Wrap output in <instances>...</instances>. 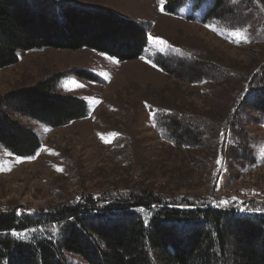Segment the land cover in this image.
Returning <instances> with one entry per match:
<instances>
[{
    "label": "rangeland",
    "instance_id": "1",
    "mask_svg": "<svg viewBox=\"0 0 264 264\" xmlns=\"http://www.w3.org/2000/svg\"><path fill=\"white\" fill-rule=\"evenodd\" d=\"M49 1L114 11L167 44L148 39L138 58L124 61L88 48L19 51L0 68V97L48 80L89 107L58 127L18 118L40 148L27 159L0 146V210L36 214L142 190L264 213V114L254 106L264 95V0H222L219 17L207 20L191 10L193 0H174V13L165 7L173 0ZM241 29L246 42L237 43ZM167 119L187 131L186 141L167 139ZM48 230L57 239V227Z\"/></svg>",
    "mask_w": 264,
    "mask_h": 264
},
{
    "label": "trees",
    "instance_id": "2",
    "mask_svg": "<svg viewBox=\"0 0 264 264\" xmlns=\"http://www.w3.org/2000/svg\"><path fill=\"white\" fill-rule=\"evenodd\" d=\"M206 1H191V10L201 9L205 20L219 17L222 0H212L205 10ZM178 3L165 4L167 12L174 13ZM147 42L144 25L114 11L0 0V68L15 64L19 51L42 48H88L119 61L136 59ZM255 98V108L264 114V95ZM88 113L86 101L59 93L48 80L12 90L0 97V146L32 157L40 141L18 118L58 127ZM167 122V139L186 141L187 131L178 133V123ZM185 205L193 204L135 190L86 196L36 214L0 210V264H72L67 254L83 264H264V213ZM50 226L57 227V239Z\"/></svg>",
    "mask_w": 264,
    "mask_h": 264
},
{
    "label": "snow or ice",
    "instance_id": "3",
    "mask_svg": "<svg viewBox=\"0 0 264 264\" xmlns=\"http://www.w3.org/2000/svg\"><path fill=\"white\" fill-rule=\"evenodd\" d=\"M160 3H161V5H163V3H164V0H160ZM161 11H163V7H161ZM207 27H212L211 25H208ZM213 30H215V29H213ZM243 31L244 30H234L233 31V36L235 37V36H239L241 39L240 40H236L235 42H237V43H239V42H242V41H244V42H246V36H243L242 35V33H243ZM148 39L150 40V41H152L153 43H158V44H167V42L166 41H164V40H162V39H160V38H158V37H153V36H151V35H149L148 36ZM150 62V61H149ZM155 66V65H154ZM34 157H28L27 159H33ZM218 163H219V161H217Z\"/></svg>",
    "mask_w": 264,
    "mask_h": 264
}]
</instances>
